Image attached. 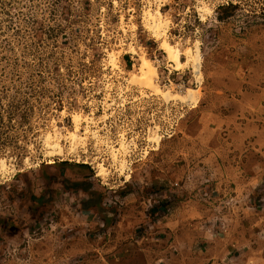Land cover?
<instances>
[{
	"label": "rangeland",
	"instance_id": "rangeland-1",
	"mask_svg": "<svg viewBox=\"0 0 264 264\" xmlns=\"http://www.w3.org/2000/svg\"><path fill=\"white\" fill-rule=\"evenodd\" d=\"M259 216L264 0H0V264H262Z\"/></svg>",
	"mask_w": 264,
	"mask_h": 264
},
{
	"label": "bare ground",
	"instance_id": "bare-ground-1",
	"mask_svg": "<svg viewBox=\"0 0 264 264\" xmlns=\"http://www.w3.org/2000/svg\"><path fill=\"white\" fill-rule=\"evenodd\" d=\"M143 22L145 25L152 31V33L159 37L164 34L166 23H164L162 19V15L160 10L157 8L156 10H146L143 14ZM161 49L166 53L167 58L174 64L175 69H182L187 64H191L194 70V73L198 76L200 75V56L198 51V46H195L194 53H192L190 50L184 51L185 56V62L183 63L180 60V52L177 48L173 47L170 43H168L166 40H164L161 43ZM139 66V73L134 76H132L130 83L136 84L140 87H147L151 89L155 94L161 95L165 101H171V100H180L183 102H194L196 101L197 93L198 91L194 89H187L186 94L184 96H178V95H172L168 91L164 92L159 87H157V83L155 84L153 81V78L156 77L157 71L155 67L152 65V63L149 61V59H146L145 57H141ZM111 63L115 65V59L111 56ZM197 78V77H196ZM198 80V79H197ZM199 80H201L199 78ZM198 80V81H199ZM195 103V102H194ZM72 121L74 124V130L70 131L68 135L65 136V139L67 140L69 144V151L71 153H75L78 149V146H80V142L82 143V138L79 137L77 131L80 126L81 118L79 116L74 115L72 117ZM86 131H88V127H86ZM96 137V135H95ZM62 138V135L58 133L56 130L52 134H48L45 139L44 143L51 152H58L59 156L62 154L64 150H62V147L60 145V139ZM154 138V141L157 142L159 140V136L153 135L152 139ZM122 148H125V145L123 144L121 146ZM47 149V150H48ZM50 152V153H51ZM49 155V154H48ZM55 155V153L53 154ZM58 156V155H57ZM99 175H103L105 173L104 168L102 165H99Z\"/></svg>",
	"mask_w": 264,
	"mask_h": 264
},
{
	"label": "crops",
	"instance_id": "crops-1",
	"mask_svg": "<svg viewBox=\"0 0 264 264\" xmlns=\"http://www.w3.org/2000/svg\"><path fill=\"white\" fill-rule=\"evenodd\" d=\"M259 219V221H257ZM258 219H255L252 221V224L250 225V229L254 231V233L256 234L254 237L256 238V236L259 234L261 236L260 242H261V246L260 249L264 250V217L259 216ZM236 247V246H234ZM258 253H262V252H258ZM261 262V261H260ZM262 264H264V261L262 262Z\"/></svg>",
	"mask_w": 264,
	"mask_h": 264
}]
</instances>
